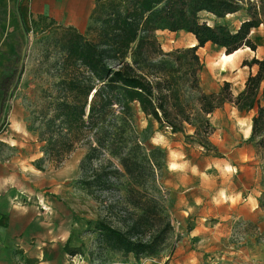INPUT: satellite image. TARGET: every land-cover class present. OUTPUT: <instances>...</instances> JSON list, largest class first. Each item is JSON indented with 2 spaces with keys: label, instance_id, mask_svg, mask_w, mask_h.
<instances>
[{
  "label": "rangeland",
  "instance_id": "obj_1",
  "mask_svg": "<svg viewBox=\"0 0 264 264\" xmlns=\"http://www.w3.org/2000/svg\"><path fill=\"white\" fill-rule=\"evenodd\" d=\"M203 18L209 25L215 24L213 16L204 14ZM219 23L236 29L241 14ZM69 29L77 31L48 21L22 22L16 7L0 0V161H10L34 173L21 179L26 184L21 204H36L43 213L41 263L180 264V260L193 254L196 264H259L240 253L247 242L261 246L264 253V230L242 217L233 220L226 201L233 202L229 196L236 192L253 193L259 196L264 211V148L250 140L251 134L243 138L248 127L252 129L253 113H241L232 103H225L207 117L213 128L207 147L191 137L194 131L190 127L185 133L159 131L156 124L151 125L138 113L139 130L147 131L146 143L163 150L166 157L164 168L148 185V193L156 203L149 210L145 226L139 229L144 236H135L145 241L152 231L163 230L157 223L158 214L170 222L172 229L154 255L138 259L112 251L104 244L97 223L103 221L124 230L120 221L130 223L132 215L105 210L106 203L119 199L115 192L101 194L96 201L84 191L80 166L87 152L85 147L77 146L59 168L50 162L42 163L43 171L36 172L31 167L43 155L38 135L30 127H39V115L55 97V87L62 80ZM87 32L88 29L80 33ZM156 39L164 53L197 45L195 38L183 31H158ZM251 39L256 51L243 48L226 66L220 60L225 50L212 44L197 50L203 66L199 74L203 92L217 93L224 83L231 85L234 96L244 90L248 77L257 72L256 66L249 68L243 66L244 62L264 60V27L252 31ZM30 188L35 195L29 197ZM47 226L53 236L55 232L59 236L52 243L47 240ZM47 248L50 250L46 252ZM70 250H76V256H71Z\"/></svg>",
  "mask_w": 264,
  "mask_h": 264
},
{
  "label": "trees",
  "instance_id": "obj_2",
  "mask_svg": "<svg viewBox=\"0 0 264 264\" xmlns=\"http://www.w3.org/2000/svg\"><path fill=\"white\" fill-rule=\"evenodd\" d=\"M204 14L213 16L215 24L209 25ZM237 14L238 28L219 23ZM91 22L89 39L66 31L62 80L39 115V127H30L43 155L34 166L43 171L42 163L50 162L59 168L77 146L85 147L80 166L84 191L96 201L115 192L119 199L106 203L105 210L132 215L130 223L120 221L124 230L103 221L96 228L108 249L139 259L154 255L172 227L158 214V226L164 229L152 231L145 241L135 237L144 236L139 229L156 203L148 185L166 159L163 150L146 143L138 113L159 131L185 133L190 127L191 137L207 147L213 133L207 117L229 102L241 113H253L250 140L264 148V60L244 62L257 72L234 96L229 83L217 93L201 90L203 66L197 56L207 44L227 55L245 47L256 51L251 33L264 27V0H97ZM158 31L189 33L197 45L164 53Z\"/></svg>",
  "mask_w": 264,
  "mask_h": 264
},
{
  "label": "crops",
  "instance_id": "obj_3",
  "mask_svg": "<svg viewBox=\"0 0 264 264\" xmlns=\"http://www.w3.org/2000/svg\"><path fill=\"white\" fill-rule=\"evenodd\" d=\"M96 2L97 0H4L5 4L16 7L17 16L22 22L48 21L79 32L88 29ZM251 132V127H248L243 138H249ZM34 169L39 171L36 167ZM28 174L34 173L24 171L10 161H0V264H43L40 261L44 244L43 213L36 204H21L26 189V184L21 179H28ZM27 194L29 197L35 195V190L30 188V193ZM229 198L233 202L226 201V204L233 220L242 217L257 226L258 230H264V211L258 195H241L236 192ZM46 233L49 243L59 237L57 232L53 236L49 227ZM48 250L50 249L47 248L46 252ZM243 252L259 264H264L261 246L247 242L240 254L243 255ZM180 264H196L193 254L180 260Z\"/></svg>",
  "mask_w": 264,
  "mask_h": 264
},
{
  "label": "bare ground",
  "instance_id": "obj_4",
  "mask_svg": "<svg viewBox=\"0 0 264 264\" xmlns=\"http://www.w3.org/2000/svg\"><path fill=\"white\" fill-rule=\"evenodd\" d=\"M192 46H194V45H192ZM244 49H246V50H249V48L248 47H245ZM242 50V49H241ZM241 50H238V51H236V52H234L233 54H231V55H227L226 53H224V54H222L221 55V61H222V63L224 64V66H226V64H228L229 63V61H230V59L234 56V55H236L237 53H239ZM220 61V62H221ZM223 66V65H222Z\"/></svg>",
  "mask_w": 264,
  "mask_h": 264
}]
</instances>
